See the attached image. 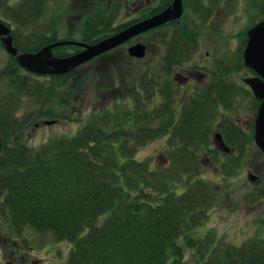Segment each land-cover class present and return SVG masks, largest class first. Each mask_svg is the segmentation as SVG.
I'll list each match as a JSON object with an SVG mask.
<instances>
[{
  "label": "trees",
  "instance_id": "obj_1",
  "mask_svg": "<svg viewBox=\"0 0 264 264\" xmlns=\"http://www.w3.org/2000/svg\"><path fill=\"white\" fill-rule=\"evenodd\" d=\"M29 4L18 8L26 13L22 17L6 14L24 21L33 13L41 14L36 10L45 2L32 4L36 8L32 14ZM6 9L17 11L11 5ZM97 15L74 38L111 31L110 22L98 29L108 20L107 9ZM12 32L20 50H38L68 37L54 32L34 44L20 40L13 28ZM78 49L62 44L53 52L64 56ZM8 62L0 70V88L4 86L0 89V228L22 233L31 227L69 242L66 264H264L262 238L237 245L221 241L217 232H199L217 194L200 175L206 156L201 159L200 151L211 150V133L207 118L190 102L179 114L171 90L161 101L157 63L151 74L143 59L112 67L98 60L65 73L38 74L21 66L12 54ZM90 80L99 81L101 98L96 99L104 106L85 105L91 109L85 116L84 111L65 114L81 122L74 134L54 135L39 146L30 144L17 118L23 96L53 97L59 106H68L87 91ZM117 81L123 85L119 102L112 97ZM43 116L58 114L51 107ZM165 134L169 151L182 168V179L167 172L168 164L152 167L137 158L141 145ZM239 150L236 164L249 151ZM5 237L8 241V234Z\"/></svg>",
  "mask_w": 264,
  "mask_h": 264
},
{
  "label": "rangeland",
  "instance_id": "obj_2",
  "mask_svg": "<svg viewBox=\"0 0 264 264\" xmlns=\"http://www.w3.org/2000/svg\"><path fill=\"white\" fill-rule=\"evenodd\" d=\"M2 1V0H1ZM4 0L0 4V18L7 19L10 26L14 29L20 40H31L34 44L43 41L54 35V32L60 36L67 34L64 27V15L71 13V1L66 0H51L50 3L44 4L41 10L37 7L36 12L41 11V14H33L30 19L21 21L14 20L12 16L6 14V3ZM218 0H208V2H217ZM252 0H232L230 1L229 24L232 35L236 34L246 25L254 24L258 19L264 17V10L258 6H252ZM11 6L18 9L20 0H11ZM220 2H227L221 0ZM214 4V3H213ZM22 6V5H21ZM31 7V4H29ZM106 8V5L100 6ZM33 10L36 8L31 7ZM23 20V19H22ZM75 22H77L75 20ZM69 30V28H68ZM73 32L77 30L71 29ZM100 30V29H99ZM151 35H159L154 33ZM203 38L210 39L211 35ZM157 48H151L150 56H153ZM211 48L203 46L199 51H192V60L206 59L207 51ZM196 52V54H195ZM94 58L87 64L90 66L96 61H103L105 67L114 66L117 63L116 56L111 53H103ZM10 54L0 42V70L9 62ZM212 58V57H211ZM218 59L229 61L231 64L238 62V51L236 48H228L226 54H220ZM192 61V62H193ZM89 63V64H88ZM81 67V68H83ZM103 68V67H102ZM98 80L88 81L87 91L78 98H75L72 105L59 106L56 100L51 97L34 98L24 95L22 103L17 111L20 129L26 128L27 141L33 146H39L49 138L58 134H74L81 122L68 118L65 114H81L84 111L89 114L91 109L85 105L99 104L98 99L101 98L99 88H97ZM2 83L0 82V85ZM0 89H4V86ZM123 90V85L117 81L115 90L113 91V99L120 101V92ZM105 90L103 92H107ZM253 97L245 96L235 101L236 108L230 110V118L237 117L246 126L253 118ZM123 102V101H121ZM119 104H122V103ZM104 104H99L96 107H102ZM54 107L58 114L57 117L43 116L44 110ZM233 108V107H231ZM73 114V115H74ZM86 114V115H87ZM64 116V117H63ZM47 119H57L56 122L46 123ZM219 118L217 117V120ZM212 140V135H211ZM169 135L165 134L158 136L150 141H147L140 146L137 152V158L149 161L152 167L159 168L161 166L169 167L166 169L174 179H182L179 177V165L175 162V156L169 151ZM211 150L200 151L202 155H206L205 160H202V171L200 173L202 179L207 180L217 192L215 200L210 206V217L201 226L199 232L213 231L217 232L220 240L241 245L250 239H264V153L258 148L249 149L245 158L241 163L236 164V157L240 150L236 149L232 153L227 151V147L221 145L219 148L214 143L210 142ZM228 148L229 147L228 144ZM228 155L227 153H230ZM162 156L167 159L162 158ZM250 172L257 175V178L252 179ZM180 189V187H179ZM1 227V225H0ZM10 227L0 228V264H7L11 259L13 250H19V259L22 256L26 257V264H66L70 243L66 241H56L50 233L37 231L31 227L24 229L22 233L10 230ZM8 234L9 240L5 238ZM17 249V250H16Z\"/></svg>",
  "mask_w": 264,
  "mask_h": 264
},
{
  "label": "flooded vegetation",
  "instance_id": "obj_3",
  "mask_svg": "<svg viewBox=\"0 0 264 264\" xmlns=\"http://www.w3.org/2000/svg\"><path fill=\"white\" fill-rule=\"evenodd\" d=\"M40 1L42 2V0ZM70 1L73 12L65 14L62 18L67 32L64 36H68L63 39L81 43H95L109 35L123 31L136 23L153 17L173 2V0H66V2ZM220 1L213 2V4L208 0H183V13L179 17L133 35L113 47L111 53L115 56L124 53L125 56L120 57V63L119 58L116 57L118 60L116 65H121V61L126 65L134 59H139L129 53V48L137 44H145L147 55L145 60L143 59V65H148L146 71L151 74L154 64L157 63L161 101L164 100V95L171 90L174 105H176L179 114L190 102L193 105V110L207 118L208 130L212 135L211 142L218 148L223 144L215 134L221 133L225 145L229 144L231 148L229 151L232 153L240 148H247V150L258 148L262 151L257 146L254 137L256 119L262 99L255 94L247 81L248 78L262 77V75L246 64L244 51L249 40V29L264 17L258 19L254 24L246 25L232 35L228 21L230 13L228 7L232 0ZM27 2L34 5L38 4L39 0H20L19 7ZM43 2L48 4L51 0H43ZM6 3L11 5L12 2L8 0ZM251 4L258 6L260 11L264 10V0H252ZM103 5H106L108 20L99 24L98 29L105 28V25L110 22L112 30L99 35L89 34L88 38L84 39L74 38L86 30L88 21H96L97 12ZM27 10L30 14L28 8ZM32 10L31 8V14ZM19 11L20 9H17L16 12L11 10L9 13L14 17L26 14ZM71 29L78 32L75 33ZM158 32L159 35H151ZM208 35H211L210 39L203 38ZM81 43L72 44L79 48L77 51H80L85 47ZM203 46L211 48L207 51L206 59L193 61L192 51H199V48ZM151 48H157L152 57L150 56ZM228 48H236L238 62L231 64L229 61L218 59L220 54L228 52ZM245 96H251L254 99L251 106L254 112L253 118L246 126L239 118L235 116L230 118V110L238 106L235 105V101ZM250 133L253 134V138L250 137ZM231 152L227 154L231 155ZM11 256L7 264H26L25 256L19 259V250L16 252L14 249Z\"/></svg>",
  "mask_w": 264,
  "mask_h": 264
},
{
  "label": "water",
  "instance_id": "obj_4",
  "mask_svg": "<svg viewBox=\"0 0 264 264\" xmlns=\"http://www.w3.org/2000/svg\"><path fill=\"white\" fill-rule=\"evenodd\" d=\"M183 0H173V2L163 11L153 17L145 19L131 27L101 39L95 43H81L71 39L58 40L44 44L38 50H20L15 41L10 25L0 19V41L7 51L16 57L19 64L30 71L45 74H59L70 71L82 63L102 54L116 45L126 41L133 35L144 30L155 27L165 21L179 17L183 13ZM249 40L244 51V58L247 65L256 69L261 75L248 78L247 81L252 86L255 94L262 99L259 107L255 125V141L258 147L264 152V19L252 26L248 32ZM65 43H81L85 46L82 50L66 56H57L53 53V47ZM147 48L145 44H137L129 48L133 56L144 57ZM56 122L54 119H47L46 123ZM216 137L222 141L221 133H216ZM227 147V146H226ZM2 141L0 139V149ZM227 149H229L227 147ZM252 179L257 175L252 174Z\"/></svg>",
  "mask_w": 264,
  "mask_h": 264
}]
</instances>
